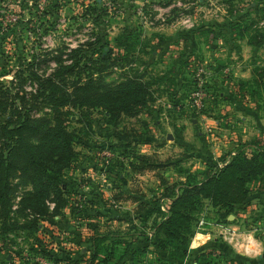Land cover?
I'll return each instance as SVG.
<instances>
[{
  "label": "rangeland",
  "instance_id": "374dc122",
  "mask_svg": "<svg viewBox=\"0 0 264 264\" xmlns=\"http://www.w3.org/2000/svg\"><path fill=\"white\" fill-rule=\"evenodd\" d=\"M262 2L0 0V82L14 92L31 99L37 82L29 72H50L56 56L70 63L71 54L82 63L110 56L109 82L141 76L152 92L145 106L118 121L101 108L69 109L75 156L59 174L65 201L50 192L43 202L22 203L33 186L12 175L9 204L0 198V264H91L95 239L100 255L92 264L106 254L114 255L110 264H264L259 183L228 215L205 199L184 257L181 244L158 229L171 200L195 182L193 175L201 178L222 165L264 131V92L253 95L239 83L253 77V67L264 66ZM241 16L253 21L239 36L234 32L245 29L233 26ZM49 111L40 104L29 113L42 117ZM6 138L1 135L0 148ZM141 155L157 167L135 169ZM201 218L208 224L199 228ZM223 227L244 238L254 235L262 250L245 254L244 246L223 237ZM197 232H211L216 241L196 248Z\"/></svg>",
  "mask_w": 264,
  "mask_h": 264
},
{
  "label": "trees",
  "instance_id": "16d2710c",
  "mask_svg": "<svg viewBox=\"0 0 264 264\" xmlns=\"http://www.w3.org/2000/svg\"><path fill=\"white\" fill-rule=\"evenodd\" d=\"M263 3L260 10H264ZM249 5L255 8V3ZM252 21L246 16L236 18L233 30H245L233 31L235 35H246L252 28ZM62 57L56 56L57 66L50 72H42L41 68H33L29 72L37 82L35 95H40V100L34 94H30V99L27 97L29 93L14 92L11 86L0 82V117H7L0 123V137H7L5 149L3 146L0 148V198L6 206L10 200L7 193L11 190L9 179L14 174L33 186L22 203L33 205L35 201L43 202L50 192L53 199L65 201L59 174L70 166L75 156V136L70 129L69 109L101 108L108 117L118 121L122 114L133 113L151 99V84L141 76H127L117 83L107 80L109 68L105 63L110 61V56L90 63H82L76 54H71L70 63H65ZM42 62L44 64L45 60ZM252 75L251 79L240 80L239 83L243 87L248 86L253 95L261 96L264 92V66L253 67ZM40 104H47L50 110L47 116L31 115L29 110ZM54 154L58 156L55 158ZM138 161L135 169L157 167L148 155L138 156ZM193 176L195 182L185 183L182 191L171 200L169 214L158 224L159 231L170 241L181 244L182 257L187 253L188 242L194 234L193 223L205 199L228 215L249 198L251 184L259 183L264 187V131L246 142L222 165L216 163L203 171L201 178ZM58 208H54L55 211ZM157 238L159 246L165 248V241L159 235ZM95 242L89 260L91 264L100 255ZM207 255L210 256L211 252ZM113 258L114 255L108 257L106 254L98 262L110 264Z\"/></svg>",
  "mask_w": 264,
  "mask_h": 264
},
{
  "label": "crops",
  "instance_id": "0c3cea01",
  "mask_svg": "<svg viewBox=\"0 0 264 264\" xmlns=\"http://www.w3.org/2000/svg\"><path fill=\"white\" fill-rule=\"evenodd\" d=\"M167 135L169 134V132H167L166 133ZM175 137V136H174ZM177 137V136H176ZM171 146L172 147H174V143H171ZM176 147L178 146L177 144L175 145ZM175 147V148H176ZM228 228H230L231 230H233L234 232H233V235L231 236V238H230V243H231V245L233 246L234 245V247H242V246H244V251H245V253H248V254H257V253H260V252H258V251H260V250H262V248H263V241H261V240H258L257 238H255V236L254 235H252V234H250L249 235V237H245L244 238V236L242 235V234H240V233H235V230H234V228H231V227H228ZM217 229H219V228H217ZM219 231H220V229H219ZM250 236L252 237V238H250ZM224 237V236H223ZM195 239H194V245H196L195 247L197 248V247H200V246H204L205 244H207V243H209V241H213L214 242V240H212V238H214V235L211 233V232H209V233H203V232H197L196 233V235H195V237H194ZM226 239V238H225ZM228 239V238H227ZM253 241H252V240ZM199 240L201 241V242H199ZM198 241V242H197ZM216 241V240H215ZM227 241V240H226ZM255 241V242H254ZM249 243V244H248ZM254 243V244H253ZM216 244V243H215ZM242 245V246H241ZM249 249V250H248ZM253 249V250H252ZM256 249V250H255ZM249 252H248V251Z\"/></svg>",
  "mask_w": 264,
  "mask_h": 264
},
{
  "label": "built area",
  "instance_id": "2783aa9c",
  "mask_svg": "<svg viewBox=\"0 0 264 264\" xmlns=\"http://www.w3.org/2000/svg\"><path fill=\"white\" fill-rule=\"evenodd\" d=\"M208 224V221L205 218H201L200 219V223H199V228L204 227V225ZM201 226V227H200ZM233 230H231L228 227H223V230L221 231V233L223 234L224 238H231V236L233 235ZM229 238V239H230Z\"/></svg>",
  "mask_w": 264,
  "mask_h": 264
},
{
  "label": "water",
  "instance_id": "95a60500",
  "mask_svg": "<svg viewBox=\"0 0 264 264\" xmlns=\"http://www.w3.org/2000/svg\"><path fill=\"white\" fill-rule=\"evenodd\" d=\"M168 138H169V139H173L174 136H173L172 134H168Z\"/></svg>",
  "mask_w": 264,
  "mask_h": 264
},
{
  "label": "bare ground",
  "instance_id": "6f19581e",
  "mask_svg": "<svg viewBox=\"0 0 264 264\" xmlns=\"http://www.w3.org/2000/svg\"><path fill=\"white\" fill-rule=\"evenodd\" d=\"M251 240H252V239H251ZM252 241H253V240H252ZM254 242H255V241H254ZM248 244H249V243H248ZM253 244H254V243H253ZM241 246H242V245H241ZM242 250H243V249H242ZM248 250H249V249H248ZM248 250H247V251H248ZM252 250H253V249H252ZM255 250H256V249H255ZM243 252H244V251H243ZM248 252H249V251H248ZM245 254H246V253H245Z\"/></svg>",
  "mask_w": 264,
  "mask_h": 264
}]
</instances>
